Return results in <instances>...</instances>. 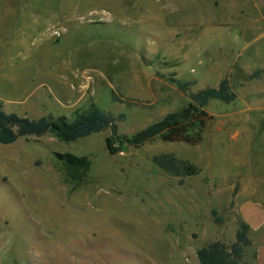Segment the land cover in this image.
I'll use <instances>...</instances> for the list:
<instances>
[{"label":"rangeland","instance_id":"obj_1","mask_svg":"<svg viewBox=\"0 0 264 264\" xmlns=\"http://www.w3.org/2000/svg\"><path fill=\"white\" fill-rule=\"evenodd\" d=\"M157 73L191 93L227 77L238 99L210 103L196 145H131L189 103ZM93 105L124 116L116 136L0 144V264H200L197 251L227 244L236 223L244 143L248 175L264 180V0H0V110L72 121ZM59 154L88 158L90 170L73 181ZM163 154L201 172L171 176L154 162Z\"/></svg>","mask_w":264,"mask_h":264},{"label":"trees","instance_id":"obj_2","mask_svg":"<svg viewBox=\"0 0 264 264\" xmlns=\"http://www.w3.org/2000/svg\"><path fill=\"white\" fill-rule=\"evenodd\" d=\"M261 73L262 70L257 71L249 79L258 78ZM157 76L175 85L182 93L186 94L189 103L183 109L166 115L162 120L128 139L127 143L131 145L141 146L154 139L167 143L196 145L202 141L206 127L212 119L207 111L210 103L221 101L230 104L238 99V95L227 77L220 82L217 88H207L197 93H191L189 83L173 77L166 78L159 73ZM123 117V115L115 117L94 105L89 109L77 110L72 121L66 117L54 118L51 115L32 120L0 110V144L12 145L20 138L43 137L45 135H52L60 142L70 143L107 130H111L116 136L118 123L123 120ZM115 144L112 138L107 139V147L111 154L118 153L120 149V145L116 147ZM58 158L73 181H80L91 167V162L86 157L59 154ZM154 162L161 170L175 177L190 178L201 172L196 166L170 154L156 156ZM212 214L216 223H222L217 210H213ZM237 225L234 243L226 244L217 240L197 251V259L200 264H249L244 261L243 254L245 247L252 245L249 237L250 226L240 218L237 219Z\"/></svg>","mask_w":264,"mask_h":264},{"label":"crops","instance_id":"obj_3","mask_svg":"<svg viewBox=\"0 0 264 264\" xmlns=\"http://www.w3.org/2000/svg\"><path fill=\"white\" fill-rule=\"evenodd\" d=\"M257 108L259 107L255 106L253 109ZM235 131L236 129L234 130L233 134L234 140L238 139L241 135V132L236 133ZM244 146H246L245 143L243 147ZM243 147L239 150H236L237 153L236 155H234V158L238 164L245 166L244 168L245 171H247V175H241L242 177H244L242 179H238L239 191L235 193L233 200L236 211V223L232 225L226 242L227 244H232L236 241V233L238 229L237 219L240 218L241 220L249 224V237L252 241V245L245 247L244 249V261L249 264H264V180L258 179L257 177L252 175H248L251 169V161L247 158V146L246 148ZM262 153H264V151ZM256 168L264 170V154L257 162ZM249 188H256L260 191L249 192ZM247 193L252 196L251 199L247 198ZM259 194H261L262 198L260 200L254 201L255 197Z\"/></svg>","mask_w":264,"mask_h":264}]
</instances>
